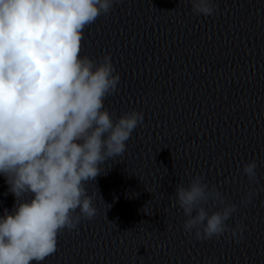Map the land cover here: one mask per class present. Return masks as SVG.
Segmentation results:
<instances>
[{"label": "clouds", "instance_id": "1", "mask_svg": "<svg viewBox=\"0 0 264 264\" xmlns=\"http://www.w3.org/2000/svg\"><path fill=\"white\" fill-rule=\"evenodd\" d=\"M117 0H0V175L15 203L0 215V264H41L57 251L58 237L95 217L87 184L102 165L124 154L143 113L118 119L105 99L120 75L110 54L81 56L84 30ZM194 15L212 16L216 0H188ZM257 162L245 163L248 185L240 205L259 185ZM175 186L173 206L183 230L203 241L228 234L244 238L242 222L229 224L239 205L202 174ZM264 189L259 187V191Z\"/></svg>", "mask_w": 264, "mask_h": 264}]
</instances>
